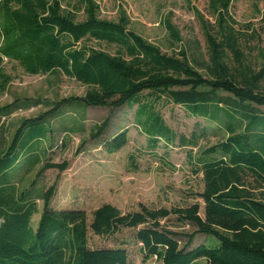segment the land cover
Instances as JSON below:
<instances>
[{"label":"trees","instance_id":"1","mask_svg":"<svg viewBox=\"0 0 264 264\" xmlns=\"http://www.w3.org/2000/svg\"><path fill=\"white\" fill-rule=\"evenodd\" d=\"M79 2L83 20H76L61 0H0V89L5 90L10 81L2 69L4 58L17 62L28 74H63L86 86L82 96L63 98L41 115L22 119L11 135L4 120L24 104L13 101L0 106V264H128L125 249L92 248L88 243L89 232L111 236L123 228H138L136 239L144 260L153 256L160 264H264V130L254 129L264 118V68L254 71L243 64L231 0L209 1L214 33L201 17L206 60L190 59L183 49L162 51L129 29L125 16L103 19L93 0ZM165 28L170 44L181 41L169 22ZM90 40L114 46L115 52L86 45ZM229 55L236 67L228 63ZM169 102L217 122L226 134L197 156L188 153L193 172L202 176V190L196 193L204 204L202 215L199 201L171 208L141 204L128 213L103 203L88 221L82 209L50 205L55 184L37 197L42 200L38 211L36 198L31 197L33 186L21 190L13 180L17 171L10 175L25 154L43 146L47 153L52 130L47 118L57 116L65 104L110 111L135 105L134 123L154 150L160 142L168 145L177 137L160 112ZM109 120L107 116L93 125L89 137L100 138ZM178 141L188 146L197 138L181 135ZM126 143L123 129L102 146L112 153ZM30 157L33 162L26 170L40 159L36 154ZM67 165L47 162L43 168L63 171ZM35 213L39 219L33 229L30 221ZM170 216L196 229L180 239L161 222ZM198 233L217 242L191 247Z\"/></svg>","mask_w":264,"mask_h":264},{"label":"rangeland","instance_id":"2","mask_svg":"<svg viewBox=\"0 0 264 264\" xmlns=\"http://www.w3.org/2000/svg\"><path fill=\"white\" fill-rule=\"evenodd\" d=\"M80 0H61L65 10L74 13L76 20H83L84 13ZM210 0H93L98 5V16L117 20L125 16L128 28L147 41L158 45L162 51L175 52L183 49L190 59L206 60L207 44L201 17L209 28L216 31L215 15L209 6ZM230 10L235 19L241 40L242 61L254 71L264 68V0H231ZM169 22L179 31L181 41L170 44L165 23ZM86 45L99 47L111 53L114 46L86 41ZM228 63L237 66L232 55ZM3 71L10 76L5 90L0 89V106L23 103L6 118L5 124L11 135L20 121L33 118L51 109L63 98L82 96L86 86L63 74H28L15 61L4 58ZM264 88V78L262 81ZM16 99H18L16 101ZM133 107L122 106L110 111L104 107H84L79 103L65 104L57 110V116H49L51 127L47 153L45 147L24 155L10 170L18 188L32 187L31 197L36 198L38 211L42 208L39 195L52 184L56 185L50 205L55 209H82L88 221L92 211L103 203H110L122 213L135 212L140 205L149 208H171L199 201L200 214L203 202L197 197L203 187L202 176L194 173L192 159L188 153L197 156L226 134L218 128L217 122L191 115L182 105L167 103L160 107L165 123L176 133L173 143L160 142L151 150L146 137L134 123ZM264 110V108H261ZM55 114V115H56ZM107 116L109 125L100 138L92 139L89 131L93 125L101 123ZM3 120V118H2ZM254 129L264 130V118ZM126 129L127 143L116 152L108 153L102 142L115 133ZM205 129L206 132L203 130ZM197 138L196 144L180 146L178 137ZM193 135V136H192ZM39 144V142H38ZM45 145V141H42ZM31 151V150H30ZM39 161L31 168L32 157ZM30 157L31 159H29ZM47 162L60 164L67 162L63 171L57 168H43ZM43 168V169H42ZM39 213L31 217V226L36 228ZM178 233L180 239H187L196 228L170 216L161 221ZM138 228H123L111 236L88 233V243L92 248H123L127 252L128 264H160L155 257L144 260L141 243L136 239ZM212 237L198 233L191 247L198 244L213 245ZM203 262V261H202ZM200 264H203L200 262Z\"/></svg>","mask_w":264,"mask_h":264}]
</instances>
